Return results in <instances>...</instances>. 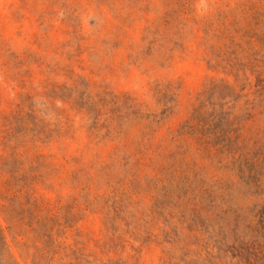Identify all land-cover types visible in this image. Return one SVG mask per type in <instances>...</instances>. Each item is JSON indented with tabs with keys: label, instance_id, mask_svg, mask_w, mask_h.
Instances as JSON below:
<instances>
[{
	"label": "rangeland",
	"instance_id": "374dc122",
	"mask_svg": "<svg viewBox=\"0 0 264 264\" xmlns=\"http://www.w3.org/2000/svg\"><path fill=\"white\" fill-rule=\"evenodd\" d=\"M187 1L0 0V232L17 264L175 263L165 254L172 246L161 219L145 218L150 234L137 243L112 224L107 199L114 185H130L118 167L119 149L134 150L131 136L96 137L90 117L56 96L61 86L87 82L153 107L155 86L171 82L179 87L178 107L155 140L168 143L209 80L234 82L210 53L223 44L203 26L219 10L244 26L250 21L264 73V0H195L191 11L181 6ZM152 33L169 43L162 65L143 48ZM240 126L246 141H264V114ZM18 166L30 174L20 185L12 180ZM134 185L141 195L129 209L145 216L151 194L146 183Z\"/></svg>",
	"mask_w": 264,
	"mask_h": 264
},
{
	"label": "trees",
	"instance_id": "16d2710c",
	"mask_svg": "<svg viewBox=\"0 0 264 264\" xmlns=\"http://www.w3.org/2000/svg\"><path fill=\"white\" fill-rule=\"evenodd\" d=\"M194 1L181 6L191 11ZM249 25L250 21L244 26L232 12L221 10L215 21L203 24L206 35L215 34L223 44L218 50L210 48V53L234 82L209 80L200 105L168 136V143L155 140L178 107L179 87L173 83L155 86L153 107L130 94L93 91L87 82L58 88L56 98L85 112L96 137L120 142L131 136L134 150L119 149L118 167L130 185H114L107 199L112 224L137 243L150 234L145 218L161 219L165 243L172 246L165 254L174 264H264V141H246L240 133L242 123L264 114V73L259 69L263 60L254 45V37L257 41L260 37L250 36ZM155 35L145 38L143 48L147 56L157 55L162 65L171 50L166 36ZM14 173L17 185L30 175L22 166ZM141 183H146L153 205L139 217L129 206L141 195L134 184ZM30 204L37 207L35 199ZM48 233L50 242L53 229ZM0 264H17L1 232Z\"/></svg>",
	"mask_w": 264,
	"mask_h": 264
}]
</instances>
